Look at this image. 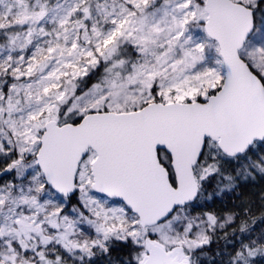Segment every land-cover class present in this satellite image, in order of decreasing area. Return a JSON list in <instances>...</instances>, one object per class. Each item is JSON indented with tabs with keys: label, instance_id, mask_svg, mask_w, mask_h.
Instances as JSON below:
<instances>
[{
	"label": "snow or ice",
	"instance_id": "6c2138e0",
	"mask_svg": "<svg viewBox=\"0 0 264 264\" xmlns=\"http://www.w3.org/2000/svg\"><path fill=\"white\" fill-rule=\"evenodd\" d=\"M0 264H264V0H0Z\"/></svg>",
	"mask_w": 264,
	"mask_h": 264
}]
</instances>
